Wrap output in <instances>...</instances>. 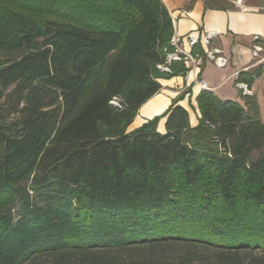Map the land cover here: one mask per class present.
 Returning <instances> with one entry per match:
<instances>
[{
  "label": "trees",
  "instance_id": "16d2710c",
  "mask_svg": "<svg viewBox=\"0 0 264 264\" xmlns=\"http://www.w3.org/2000/svg\"><path fill=\"white\" fill-rule=\"evenodd\" d=\"M173 35L162 0H0V264H264L253 95L201 89L191 124L183 91L127 131L189 70Z\"/></svg>",
  "mask_w": 264,
  "mask_h": 264
},
{
  "label": "crops",
  "instance_id": "0c3cea01",
  "mask_svg": "<svg viewBox=\"0 0 264 264\" xmlns=\"http://www.w3.org/2000/svg\"><path fill=\"white\" fill-rule=\"evenodd\" d=\"M174 20V34L198 33L210 34L209 48H218L228 58L224 67L217 66L212 60L206 58L197 74L188 72L191 80L199 74L200 82H203L207 90L212 91L221 99H231L242 102L240 95L244 94L235 79L240 71L254 69L262 65V73L248 87L256 98L261 119L264 121V61L257 62L252 55V45L255 37L264 45V0H243V6L239 7L228 0L221 1V5H214L215 0H162ZM203 48V47H202ZM204 49V48H203ZM264 58V48L260 52ZM180 76L169 79H159L161 85H170ZM246 84V83H244ZM247 85V84H246ZM202 89L196 83L192 86L193 102ZM176 95V91L163 88L160 92L149 98L139 109L133 120L135 126H139L145 119L152 118L162 113L170 103V98ZM188 108L185 99L178 102ZM190 120L197 122L195 117ZM164 127V120L160 123ZM161 130V129H160ZM164 130V128H163ZM161 130V131H163Z\"/></svg>",
  "mask_w": 264,
  "mask_h": 264
},
{
  "label": "built area",
  "instance_id": "2783aa9c",
  "mask_svg": "<svg viewBox=\"0 0 264 264\" xmlns=\"http://www.w3.org/2000/svg\"><path fill=\"white\" fill-rule=\"evenodd\" d=\"M235 5L242 7L243 0H230ZM173 25H175V22L173 20ZM211 35H199L198 33H186L184 35H176L174 34L171 37L170 43L175 47V52L168 55V60H174L176 58H179V54H183L184 56L194 57L197 60H200L198 55L192 56L190 54L191 47L194 46L197 43H200L201 46L204 48V51L206 53V57L210 60H212L217 66L224 67L227 62L228 58L222 53V51L218 48H209V41H210ZM254 44L252 45V55L254 59H256L257 62L264 61V58L260 57V52L263 50L264 45L258 41V38L255 37ZM183 42L185 50L179 49L178 45ZM159 67L163 69H167L159 65ZM238 86L243 90L244 94H251L250 89L248 86L244 83H238ZM112 103L116 104V100H112Z\"/></svg>",
  "mask_w": 264,
  "mask_h": 264
},
{
  "label": "rangeland",
  "instance_id": "374dc122",
  "mask_svg": "<svg viewBox=\"0 0 264 264\" xmlns=\"http://www.w3.org/2000/svg\"><path fill=\"white\" fill-rule=\"evenodd\" d=\"M222 1H224V0H222ZM228 1H230V0H228ZM178 47H179V49L185 50L183 42H181V43L178 45ZM178 57H179V56H178ZM176 59H179V58H176ZM183 59H184L186 65L189 67V70L187 71L185 78H183L182 76H180V77H181L180 80H179V79H175L170 85H166V86L162 85L160 91H161L163 88H166V89H169V90H172V91H176V95L170 98L169 106H170V104H171V101H172L173 99L177 98V97H178V96L184 91L185 93H184L182 99H180L179 101H181V100H183V99H185V100L187 101V106H188L187 109H188V111H189L191 117L193 118V117H195V113L193 112V110H192V108H191V106H190V103H191L192 105H194V106H195L196 104L193 102V90H192V86H193L195 83H196V85L198 86L199 83H200V81L197 80V77H196V75H195V78H194L193 80H191V83H188V82H190L189 79H188V72H192V73H194V74H197V72H198V67H199L201 61H200V60H197V59L194 58V57H189V56H184ZM164 68H166V67H164ZM166 70H167V69H166ZM188 89L190 90V93H187ZM160 91H159V92H160ZM169 106H168V107H167L162 113H160L159 115H155V116H159V117H160V119H159V123H158V124H159V129H161V130H163L164 127H162V124H160V123L162 122V119L165 118V117H164V114L167 112ZM152 118H153V117H152ZM148 119H151V118H148ZM146 120H147V119H145V120L143 121V123H144ZM140 125H141V124H140ZM136 127H138V126H135V124H133V122H132V123L128 126L127 131H130V130L136 128Z\"/></svg>",
  "mask_w": 264,
  "mask_h": 264
},
{
  "label": "water",
  "instance_id": "95a60500",
  "mask_svg": "<svg viewBox=\"0 0 264 264\" xmlns=\"http://www.w3.org/2000/svg\"><path fill=\"white\" fill-rule=\"evenodd\" d=\"M202 89H206V86L204 85V87L202 88ZM186 108V107H185ZM187 109V108H186ZM188 110V109H187ZM162 120H164L165 121V118H163ZM190 122H191V120H190ZM191 124H193L192 122H191ZM158 129H159V124H158ZM160 130V129H159Z\"/></svg>",
  "mask_w": 264,
  "mask_h": 264
},
{
  "label": "bare ground",
  "instance_id": "6f19581e",
  "mask_svg": "<svg viewBox=\"0 0 264 264\" xmlns=\"http://www.w3.org/2000/svg\"><path fill=\"white\" fill-rule=\"evenodd\" d=\"M199 85L203 88L205 84L203 82H200Z\"/></svg>",
  "mask_w": 264,
  "mask_h": 264
}]
</instances>
